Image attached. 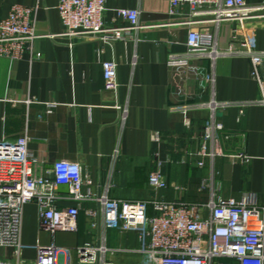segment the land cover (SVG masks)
<instances>
[{"label": "crops", "instance_id": "1", "mask_svg": "<svg viewBox=\"0 0 264 264\" xmlns=\"http://www.w3.org/2000/svg\"><path fill=\"white\" fill-rule=\"evenodd\" d=\"M246 4L252 14L242 24H215L208 16L189 18L187 8L184 16L171 18L165 0H106L107 28L128 26L118 10L139 13L133 40L108 44L93 36H65L58 0H0V22L16 5L33 9L35 21L31 51L16 60L0 56V141L27 136L37 176L50 175L60 160L79 163L83 193L93 195L79 208L77 232L53 238L40 229L36 206L26 205L22 261L35 259L36 246L54 244L70 250L59 264H81L75 249L91 244L107 250L95 264H141L136 233L102 227L96 199L105 194L120 202L155 196L201 205L210 202L211 193L235 201L252 195L264 206V107L257 104L261 94L251 77L250 58L235 52L242 50L243 41L264 52V0ZM190 30L219 52L188 57L198 74L167 66L171 57L187 56ZM109 61L117 65L114 93L104 90L102 63ZM212 120L217 142L203 144L205 126ZM155 133L159 143L152 140ZM204 149L221 155L206 158L199 169L197 156ZM240 154L249 162L242 163ZM158 160L168 184L183 186L185 194L177 196L171 188L150 191L148 178ZM203 181L208 188L199 193ZM56 195L59 209L77 205L69 192L56 188ZM88 210L97 213L96 228ZM148 215H153L151 207ZM0 261L13 262L12 250L0 248Z\"/></svg>", "mask_w": 264, "mask_h": 264}, {"label": "built area", "instance_id": "2", "mask_svg": "<svg viewBox=\"0 0 264 264\" xmlns=\"http://www.w3.org/2000/svg\"><path fill=\"white\" fill-rule=\"evenodd\" d=\"M165 1L171 18L184 16V8H187L191 19L203 15L210 17L215 24H242L252 14L246 0ZM106 10V0H58L57 5L65 36H93L108 44L132 41L139 13L118 10L117 15L128 26L107 28L103 21ZM34 26L33 9L13 6L7 18L0 22V56L16 60L23 53L30 52L35 38ZM201 40L198 31L190 30L187 56L171 57L167 62L168 68L187 69L198 74L197 69L190 65L189 56L219 55L215 47L206 46ZM240 47L242 50L235 52L250 58L251 77L257 82L261 94L257 104L264 107V52L255 51L245 41L240 43ZM116 68L113 61L102 63L104 90L112 93L119 87ZM205 79L209 81L208 77ZM210 109L214 111L216 106L212 104ZM215 129L213 120L206 124L203 144L217 142ZM152 140L159 143V134H153ZM28 143L27 136L0 141V248L11 249L14 256L13 262L0 261V264H59L60 256L65 257L70 250L54 244L36 246V256L31 263L21 260L23 209L34 204L40 229L53 238L57 233L77 232L79 208L82 203L93 200V195L91 192L83 193L85 180L79 163L60 160L53 165L50 175L37 176L35 167L38 162L30 156ZM217 155L221 154L202 150L198 153L196 167L204 168L206 158L213 159ZM237 158L242 163L249 162L245 155L240 154ZM185 162L183 158L180 163ZM162 167L163 163L158 160L156 171L148 178L150 191L157 194L171 188L177 196L185 194L187 189L183 186L168 184ZM58 185L69 187V199L76 202L75 207L57 208ZM207 188L208 184L203 181L198 192ZM96 200L101 206L105 230L137 234L141 264H264V206H259L252 195L235 201L216 198L211 193V200L206 205L188 204L180 197L173 202L155 196L149 201L120 202L109 199L105 194ZM149 207L152 208V216L148 215ZM86 214L93 220L91 227L96 228L97 213L88 210ZM106 251L104 245L95 247L91 244L75 249L81 264H95L97 256L104 255Z\"/></svg>", "mask_w": 264, "mask_h": 264}, {"label": "water", "instance_id": "3", "mask_svg": "<svg viewBox=\"0 0 264 264\" xmlns=\"http://www.w3.org/2000/svg\"><path fill=\"white\" fill-rule=\"evenodd\" d=\"M57 190L60 192L68 193L69 187L67 185H58Z\"/></svg>", "mask_w": 264, "mask_h": 264}]
</instances>
